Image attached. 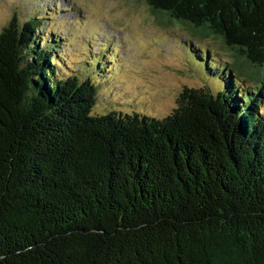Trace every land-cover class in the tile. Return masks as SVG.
Masks as SVG:
<instances>
[{
  "label": "trees",
  "instance_id": "1",
  "mask_svg": "<svg viewBox=\"0 0 264 264\" xmlns=\"http://www.w3.org/2000/svg\"><path fill=\"white\" fill-rule=\"evenodd\" d=\"M144 1L205 86L162 117L96 109L110 45L72 70L54 3L0 30V264H264V0Z\"/></svg>",
  "mask_w": 264,
  "mask_h": 264
},
{
  "label": "rangeland",
  "instance_id": "2",
  "mask_svg": "<svg viewBox=\"0 0 264 264\" xmlns=\"http://www.w3.org/2000/svg\"><path fill=\"white\" fill-rule=\"evenodd\" d=\"M16 1L0 0V30L14 19L20 23L24 9ZM40 1L56 6L54 14L42 20L40 32L56 33L61 39L56 54L72 70L82 68L78 50L83 44L109 43L111 74L102 82L106 88L97 93L96 109L111 104L162 117L176 107L184 86L205 87L190 69L184 32L153 17L144 0Z\"/></svg>",
  "mask_w": 264,
  "mask_h": 264
},
{
  "label": "water",
  "instance_id": "3",
  "mask_svg": "<svg viewBox=\"0 0 264 264\" xmlns=\"http://www.w3.org/2000/svg\"><path fill=\"white\" fill-rule=\"evenodd\" d=\"M195 77V76H194ZM196 78V77H195ZM198 79V78H197ZM199 80V79H198ZM219 123L216 121V123H215V128H217V126H218V130L222 133V131H221V129H219V125H218Z\"/></svg>",
  "mask_w": 264,
  "mask_h": 264
},
{
  "label": "bare ground",
  "instance_id": "4",
  "mask_svg": "<svg viewBox=\"0 0 264 264\" xmlns=\"http://www.w3.org/2000/svg\"><path fill=\"white\" fill-rule=\"evenodd\" d=\"M2 11H4V10H2Z\"/></svg>",
  "mask_w": 264,
  "mask_h": 264
}]
</instances>
